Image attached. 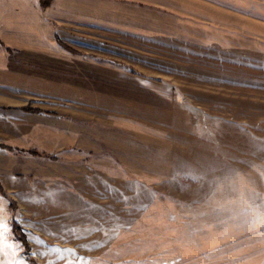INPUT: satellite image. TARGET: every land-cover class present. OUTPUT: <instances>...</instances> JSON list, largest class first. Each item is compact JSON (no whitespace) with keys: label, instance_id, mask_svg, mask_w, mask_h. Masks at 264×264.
<instances>
[{"label":"rangeland","instance_id":"374dc122","mask_svg":"<svg viewBox=\"0 0 264 264\" xmlns=\"http://www.w3.org/2000/svg\"><path fill=\"white\" fill-rule=\"evenodd\" d=\"M77 1H93L77 9L78 45L132 74L91 67L96 104L78 115L97 121L64 138L73 147L47 131L0 146L15 156L0 173V264H262L264 73L250 59L264 63V0Z\"/></svg>","mask_w":264,"mask_h":264},{"label":"crops","instance_id":"0c3cea01","mask_svg":"<svg viewBox=\"0 0 264 264\" xmlns=\"http://www.w3.org/2000/svg\"><path fill=\"white\" fill-rule=\"evenodd\" d=\"M85 6L92 8L93 1L54 0L50 7L43 8L40 0H0V143L25 148L30 146L31 136L47 131L59 138V150L73 147L64 144V138L73 134L78 137L79 128H93L97 121L94 117L78 115L80 105L92 107L96 104L90 96L94 97L95 93L90 91L89 94V90L100 88V85L92 84L95 76L91 67L112 65L132 74L126 61L83 49L75 41L73 33L80 31L88 21L78 16L77 9ZM183 49L187 57L194 52L193 58H205L207 50H194L187 43ZM211 54L208 61L216 64L218 61V70L223 72L221 50L213 49ZM238 58L236 54L232 60L235 66L243 63L237 61ZM256 60L250 59V71L264 73V63ZM138 72L137 76L143 75L141 70ZM142 77L166 84L170 81L154 75ZM64 97L70 99L67 104L63 102ZM67 105L70 112L63 108ZM27 106L42 111L25 110ZM14 161L12 150L0 148V173L4 168L13 169Z\"/></svg>","mask_w":264,"mask_h":264},{"label":"trees","instance_id":"16d2710c","mask_svg":"<svg viewBox=\"0 0 264 264\" xmlns=\"http://www.w3.org/2000/svg\"><path fill=\"white\" fill-rule=\"evenodd\" d=\"M54 0H40L41 2V5L43 8H48L52 5ZM66 48H68L69 50H74L72 47H70L69 45L65 44V43H62ZM25 110H28V111H40L39 109H36V108H32V107H25ZM2 147H5V148H9L8 146L6 145H0ZM0 190L1 192L5 195V196H8V194L5 192V190L3 189V186L0 182ZM14 230L16 232V234L19 236V238L24 242V244L26 245V248H27V251L29 252L30 251V245H29V242H28V238H27V235L25 234V232L23 231L22 227L20 226V224L18 222H14ZM33 263L35 264H38V262L34 259L31 260Z\"/></svg>","mask_w":264,"mask_h":264}]
</instances>
